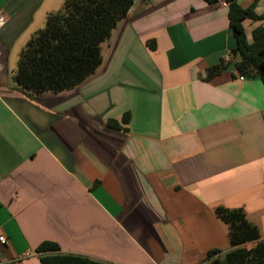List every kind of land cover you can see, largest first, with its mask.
<instances>
[{
    "label": "crops",
    "instance_id": "1",
    "mask_svg": "<svg viewBox=\"0 0 264 264\" xmlns=\"http://www.w3.org/2000/svg\"><path fill=\"white\" fill-rule=\"evenodd\" d=\"M43 1L0 0V262L41 264L52 241L110 264H201L230 249L217 206L242 208L264 240V87L235 69L227 4L134 0L95 72L31 94L5 56ZM259 24L243 22L247 39Z\"/></svg>",
    "mask_w": 264,
    "mask_h": 264
},
{
    "label": "trees",
    "instance_id": "2",
    "mask_svg": "<svg viewBox=\"0 0 264 264\" xmlns=\"http://www.w3.org/2000/svg\"><path fill=\"white\" fill-rule=\"evenodd\" d=\"M222 1L227 4L228 25L235 43L230 50L235 69L242 75L258 76L264 87V14H256L254 4L242 7L237 0ZM133 3L134 0H63L61 8L47 14L44 27L34 31L20 49L12 73L14 81L31 94L58 92L81 83L101 64V44ZM247 19L260 21L251 31L250 40L243 26ZM223 66L222 62L210 66L206 79ZM128 117L124 113L123 122ZM108 125L118 127L113 119ZM214 213L227 227L230 249L207 250L201 264H264V240L242 208L217 206ZM250 241L255 243L246 247L244 244ZM35 251L41 264H110L81 254L61 253L52 241L41 242Z\"/></svg>",
    "mask_w": 264,
    "mask_h": 264
},
{
    "label": "rangeland",
    "instance_id": "3",
    "mask_svg": "<svg viewBox=\"0 0 264 264\" xmlns=\"http://www.w3.org/2000/svg\"><path fill=\"white\" fill-rule=\"evenodd\" d=\"M55 4H56V0H44L39 7L40 9L37 10L34 20L31 22V24L27 28L24 29V31L21 33V35L16 39L14 45L8 50V53H6L5 67H6V70L8 71L7 76H8L10 83H13L16 86H18L12 77V73H13L14 69L16 68V61H17L18 52L21 49V47L24 46V44L26 42L25 39H28L29 35L32 34L34 31H36L37 29L44 27L46 16H43V14H44L43 11L49 9V6L53 7V5H55ZM60 8H61V6H59L58 10ZM58 10H56L54 12H57ZM54 12H50V13H54ZM31 14H32V12H31ZM0 17H1V15H0ZM3 22H4V19L1 17V25L0 26L3 25L2 24ZM0 49H1V46H0ZM0 59H1V56H0Z\"/></svg>",
    "mask_w": 264,
    "mask_h": 264
},
{
    "label": "built area",
    "instance_id": "4",
    "mask_svg": "<svg viewBox=\"0 0 264 264\" xmlns=\"http://www.w3.org/2000/svg\"><path fill=\"white\" fill-rule=\"evenodd\" d=\"M228 58V57H227ZM227 58H226V60H227ZM239 79L240 80H242L243 79V76H239ZM5 242V238H4V236L3 235H0V243H4Z\"/></svg>",
    "mask_w": 264,
    "mask_h": 264
},
{
    "label": "clouds",
    "instance_id": "5",
    "mask_svg": "<svg viewBox=\"0 0 264 264\" xmlns=\"http://www.w3.org/2000/svg\"><path fill=\"white\" fill-rule=\"evenodd\" d=\"M225 3V2H224Z\"/></svg>",
    "mask_w": 264,
    "mask_h": 264
}]
</instances>
